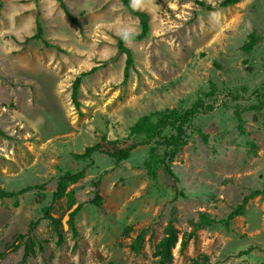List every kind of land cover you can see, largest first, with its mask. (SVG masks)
<instances>
[{
  "label": "rangeland",
  "instance_id": "1",
  "mask_svg": "<svg viewBox=\"0 0 264 264\" xmlns=\"http://www.w3.org/2000/svg\"><path fill=\"white\" fill-rule=\"evenodd\" d=\"M64 1L80 24L0 0V264H264V0H130L142 39L121 0Z\"/></svg>",
  "mask_w": 264,
  "mask_h": 264
},
{
  "label": "trees",
  "instance_id": "2",
  "mask_svg": "<svg viewBox=\"0 0 264 264\" xmlns=\"http://www.w3.org/2000/svg\"><path fill=\"white\" fill-rule=\"evenodd\" d=\"M239 1H241V0H222L219 3V6L228 7V6H231V5H234V4L238 3ZM58 2L60 3V6L64 9V11H65L66 15L68 16V18L70 20L74 21L75 23L80 24L79 21L77 20V18L75 16H73L72 13L70 12L66 2L64 0H58ZM121 2L124 4V6L132 14H134V15L139 17L140 24H141V32L139 34H136L135 36L137 38H140V39L144 38L147 35V33L149 31V28H150L148 13L145 12V11H142V10L135 9L132 6L130 0H121ZM199 3L202 4V5L205 4L203 1H199ZM208 8H211V7L208 6ZM36 27H37L36 32L32 36L27 37L26 41H28L30 39H39V40H42L47 47H55L58 50H62V48L59 45L53 44V43L47 41L46 39H44V37H43V27H42V24H41L39 18H37V20H36ZM123 42L124 41L121 39V36H119V50L121 52L127 53V55H128L127 64H126V68H125V74L127 75L128 71H129V66L131 65V61L132 60H131V52H130V50L127 47H125L123 45ZM96 69H97V67H93L89 71L82 72L80 75H78L75 78V81L73 83V89H72V98H73L74 103L77 106L80 104L79 93H80V85H81V82H82V78L85 75H88V74L94 72ZM176 141H178V139H176ZM98 148H99L98 145H94V146L88 147L86 149V154L90 155V154H92L93 151L98 150ZM128 154H129V151L127 149L118 150V151L114 152V155L117 157V159L125 158V157L128 156ZM166 170L172 177L177 178L175 173L171 169L170 165H168V164L166 165ZM82 174H83L82 171L74 173V174L71 173V172H66L65 174H63L59 178V181H58V184H57V190H56V192L53 195V201H56V200L62 198L63 195H64V192H65L67 184L69 182L76 181V179H78ZM255 194H257V192H254L251 195L244 196V198L242 200V203L240 205H238L232 211V213L229 215V218L231 219L232 217H234L236 215L243 214L245 206L247 205L249 199L252 196H254ZM100 200H101V196L97 194L96 197H95V202L96 203H100ZM52 209H53L52 205H49L48 207H46V209L44 210V217L45 218H49L51 216L50 212L52 211ZM31 225L32 226H31V228H30V230L28 232H31L33 230V228L37 225V222L35 221ZM71 227L74 229L72 222H71ZM25 235L26 234H20L19 237L20 238H24ZM175 235H176L175 234V230L172 229L171 232L167 236H165L163 238V240L161 242L162 244H164V247L161 244V247L163 248V251H166V252L170 251L171 247L174 245V240H176ZM62 240H63V233L59 231V241L62 242ZM20 246H21L20 243H18L17 245L14 246V249L17 250ZM32 250L33 249L31 248V245L29 243H25V252H24V255H23V261H25L27 259V256L30 254V252Z\"/></svg>",
  "mask_w": 264,
  "mask_h": 264
},
{
  "label": "clouds",
  "instance_id": "3",
  "mask_svg": "<svg viewBox=\"0 0 264 264\" xmlns=\"http://www.w3.org/2000/svg\"><path fill=\"white\" fill-rule=\"evenodd\" d=\"M119 35L121 36V39L125 42V43H131L133 36L135 35V33L133 31L130 30H126V31H121L119 33Z\"/></svg>",
  "mask_w": 264,
  "mask_h": 264
}]
</instances>
